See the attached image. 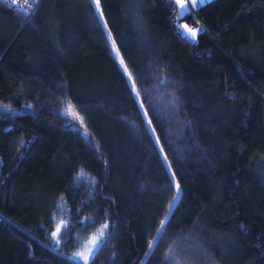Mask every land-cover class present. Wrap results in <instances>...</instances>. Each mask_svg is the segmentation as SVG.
<instances>
[{
    "label": "trees",
    "instance_id": "1",
    "mask_svg": "<svg viewBox=\"0 0 264 264\" xmlns=\"http://www.w3.org/2000/svg\"><path fill=\"white\" fill-rule=\"evenodd\" d=\"M96 231L89 264H264V0L0 4V264Z\"/></svg>",
    "mask_w": 264,
    "mask_h": 264
},
{
    "label": "rangeland",
    "instance_id": "2",
    "mask_svg": "<svg viewBox=\"0 0 264 264\" xmlns=\"http://www.w3.org/2000/svg\"><path fill=\"white\" fill-rule=\"evenodd\" d=\"M205 0H197L196 4L192 3V0H183L182 3H178L177 0H174L175 4H176V8H177V12L179 14H181L182 12L186 11L187 9H190L191 7L202 3ZM113 54H116L114 50ZM60 112L65 116L67 122L74 128L76 129H80L83 130V125L81 123V119L78 115V113L75 111V109L71 106L70 103L65 102L61 108H60ZM61 220L59 218H55L54 220V229L52 232V237H53V241H55L58 232L57 229H60L61 227ZM53 233H57L56 236H53ZM101 237V233L100 231H96V233H92L90 235H87L84 237L83 240H81V242L79 243V247L76 249V251L74 253H72L70 255V259L76 263L79 264H83V260L82 258H80V254H87L89 249H92L94 247V242L98 243L99 239ZM74 257H77V259H74Z\"/></svg>",
    "mask_w": 264,
    "mask_h": 264
},
{
    "label": "snow or ice",
    "instance_id": "3",
    "mask_svg": "<svg viewBox=\"0 0 264 264\" xmlns=\"http://www.w3.org/2000/svg\"><path fill=\"white\" fill-rule=\"evenodd\" d=\"M91 2L94 4L95 8L96 9H100L101 7V0H91ZM178 3H182L183 0H177ZM192 3L193 4H196L197 3V0H192ZM97 17L98 19L102 17V12H99L97 13ZM184 29H186V31H184L182 34L185 35L188 39H194L196 36H197V33L198 31H202V29L200 30H193L191 28H188L187 25H184ZM113 47H115V44L113 42ZM120 64L121 65H124V60L123 59H120ZM122 71L123 72H127V68L124 67L122 68ZM130 73H129V77H130ZM137 95H139V93H137ZM149 131L151 132L152 129L150 127V122H149ZM175 187L177 189V195L174 197L173 199V202L169 205V213L168 215L170 216L171 215V210L174 209L176 207V200H178L180 197H179V190H180V186L178 184V182L175 184ZM164 221L161 222V228L158 230L159 233H162L164 228H163V225H164ZM107 227V225H105V228ZM60 229H57V232H59ZM57 233H53V236H56ZM157 240L159 239V236L156 238ZM57 245H58V242H57ZM152 247H155V242L153 244H150L149 245V248H152ZM99 248V243H95L94 242V247L92 249H89L88 253L85 255L83 253L80 254V258H82L83 260V264H89V258L90 257H94L95 254H96V249ZM74 259H77V257H74Z\"/></svg>",
    "mask_w": 264,
    "mask_h": 264
},
{
    "label": "built area",
    "instance_id": "4",
    "mask_svg": "<svg viewBox=\"0 0 264 264\" xmlns=\"http://www.w3.org/2000/svg\"><path fill=\"white\" fill-rule=\"evenodd\" d=\"M35 2L36 0H0L1 5L22 13L28 12ZM188 28L200 30L202 29V25L199 23L191 24L188 26Z\"/></svg>",
    "mask_w": 264,
    "mask_h": 264
}]
</instances>
